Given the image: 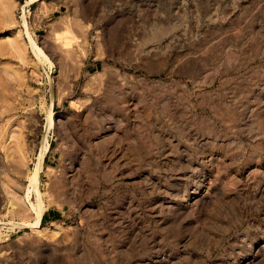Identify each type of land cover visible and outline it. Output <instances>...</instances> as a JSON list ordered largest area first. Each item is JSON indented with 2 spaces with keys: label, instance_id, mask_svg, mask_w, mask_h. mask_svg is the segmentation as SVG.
Returning <instances> with one entry per match:
<instances>
[{
  "label": "rangeland",
  "instance_id": "rangeland-1",
  "mask_svg": "<svg viewBox=\"0 0 264 264\" xmlns=\"http://www.w3.org/2000/svg\"><path fill=\"white\" fill-rule=\"evenodd\" d=\"M0 264H264V0H0Z\"/></svg>",
  "mask_w": 264,
  "mask_h": 264
},
{
  "label": "bare ground",
  "instance_id": "bare-ground-1",
  "mask_svg": "<svg viewBox=\"0 0 264 264\" xmlns=\"http://www.w3.org/2000/svg\"><path fill=\"white\" fill-rule=\"evenodd\" d=\"M32 44H33L34 47H37V46H36V43H35L33 40H32ZM38 51H39L40 53H44L43 50H42L41 48H38ZM33 177H34V176H33ZM34 179H35V178H34ZM34 183H35V180H34ZM42 211H43V207H42L41 211L39 212L40 215L42 214ZM40 215H39V216H40ZM37 227H38V223H37Z\"/></svg>",
  "mask_w": 264,
  "mask_h": 264
}]
</instances>
